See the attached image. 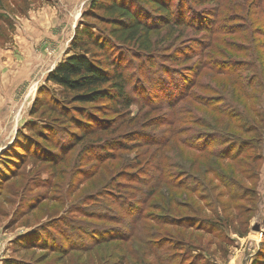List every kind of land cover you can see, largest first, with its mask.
I'll list each match as a JSON object with an SVG mask.
<instances>
[{"label":"rangeland","instance_id":"1","mask_svg":"<svg viewBox=\"0 0 264 264\" xmlns=\"http://www.w3.org/2000/svg\"><path fill=\"white\" fill-rule=\"evenodd\" d=\"M92 1L0 0V157L27 144L0 158V264H250L264 238V0H173L207 26L124 46L132 105L46 151L25 125L53 117L31 115L40 90L71 98L47 76L95 22ZM191 225L214 235L198 246Z\"/></svg>","mask_w":264,"mask_h":264},{"label":"trees","instance_id":"2","mask_svg":"<svg viewBox=\"0 0 264 264\" xmlns=\"http://www.w3.org/2000/svg\"><path fill=\"white\" fill-rule=\"evenodd\" d=\"M218 1L190 0L192 4ZM90 10L95 22L86 21L78 26L68 49V56L47 76L48 82L58 85L71 98L59 103L60 101L53 97L54 94L52 98L47 99V94L40 90L31 109V115L41 113L53 117L44 120L42 125H36L32 121L25 125L27 131L24 132V138L40 143L46 151L58 152L65 147L66 132H72L70 126L75 128L72 134L79 143L84 138L83 133L88 126L93 125L94 122L98 124L99 119L103 120L102 114L109 113V110L118 112V107L129 108L132 105L133 99L127 92L128 81L124 70V57H122V52H125L124 46L130 44L138 50L148 52L154 45L151 37L154 31L168 28L175 32V27H187L189 24L200 28L207 26L204 21L210 19L205 13L202 15L203 21H197L195 16H186L178 7L174 8L173 0H93ZM22 12L24 11L21 10L20 14ZM100 23L104 24V27L99 25ZM102 102L106 103L97 105ZM86 105L96 109L89 110ZM19 133L23 134V131L17 132L20 140ZM26 146V143L17 144L13 149H7V153H2L0 158L9 160L12 154L19 155L22 150L26 151ZM107 148L104 147L100 152L106 153ZM6 164L10 166L9 162ZM188 229L191 230L190 239L198 246L203 243L201 232L214 235V230L205 231L201 227L194 228L192 225ZM230 229H233L239 237H245L247 234L237 227ZM147 245L162 253L153 242L148 241ZM219 245L228 252V243L220 242ZM4 264H27V262L24 259L10 257L4 261ZM205 264L209 263L205 261ZM250 264H264V238Z\"/></svg>","mask_w":264,"mask_h":264},{"label":"water","instance_id":"3","mask_svg":"<svg viewBox=\"0 0 264 264\" xmlns=\"http://www.w3.org/2000/svg\"><path fill=\"white\" fill-rule=\"evenodd\" d=\"M254 229H260V226H259V225H256V226L254 227Z\"/></svg>","mask_w":264,"mask_h":264},{"label":"bare ground","instance_id":"4","mask_svg":"<svg viewBox=\"0 0 264 264\" xmlns=\"http://www.w3.org/2000/svg\"><path fill=\"white\" fill-rule=\"evenodd\" d=\"M31 58V57H30Z\"/></svg>","mask_w":264,"mask_h":264}]
</instances>
